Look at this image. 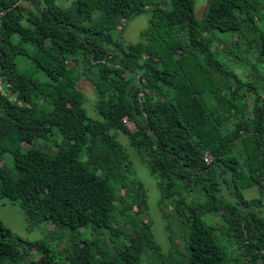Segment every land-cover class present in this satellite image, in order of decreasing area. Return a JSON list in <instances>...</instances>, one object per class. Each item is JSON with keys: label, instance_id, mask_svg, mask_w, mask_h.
Wrapping results in <instances>:
<instances>
[{"label": "trees", "instance_id": "1", "mask_svg": "<svg viewBox=\"0 0 264 264\" xmlns=\"http://www.w3.org/2000/svg\"><path fill=\"white\" fill-rule=\"evenodd\" d=\"M156 1L0 0V162L9 157L13 166L0 163V199L27 220L68 229L71 239L52 251L20 241L0 221V264H138L144 251H157L148 219L115 256L90 235L111 228L116 200L123 219L147 209L117 137L145 157L160 200H173L188 222L177 264L227 263L209 214L242 241L246 264H264V220L250 216L241 194L251 186L264 194V0H210L203 21L195 0ZM144 11L140 40L126 42V23ZM214 31L235 38L218 49ZM246 32H258L248 65ZM24 61L47 81L20 68ZM82 79L94 91L91 117ZM45 143L53 157L39 149ZM110 231L107 240L120 234ZM26 250L39 257L27 260Z\"/></svg>", "mask_w": 264, "mask_h": 264}, {"label": "rangeland", "instance_id": "2", "mask_svg": "<svg viewBox=\"0 0 264 264\" xmlns=\"http://www.w3.org/2000/svg\"><path fill=\"white\" fill-rule=\"evenodd\" d=\"M209 3L210 0H195L194 12L198 21L204 20ZM165 4L168 7L169 0H158L155 3L157 6H164ZM148 17L149 13L144 11L142 14L126 23L122 34L126 42L135 43L140 40L142 30L147 27ZM259 31L261 30L259 29ZM262 31L264 30L262 29ZM257 33L246 32L247 39L244 46L246 50H248L246 57L247 65L253 64L256 61V55L258 54L255 49L257 45L255 41ZM232 35L233 34L230 33L214 31L210 34V37L215 41V46L220 49L223 47L221 39L227 43L230 36L235 38ZM242 42L244 41H240V46H242ZM225 46L228 49V46ZM226 47H224L223 51L226 50ZM20 60H22V58H17V63L20 62ZM229 66L231 67L232 64ZM20 68H27L30 72L29 75L34 79L47 81L46 77L41 72L30 68L26 61L22 62ZM260 68L264 69V63L260 62ZM237 72L243 78L246 76L249 77L250 75L248 73L246 74V72ZM258 85H260V87L263 86V81L261 79L258 80ZM78 88L85 96L84 108L91 117L88 106L91 108L93 105V87L86 82V79H82L78 84ZM263 92L264 91H260L261 94H263ZM204 98H206L207 101H211V98L206 94H204ZM91 110L92 108L90 111ZM133 128L134 127H131L129 129L133 130ZM117 138L129 156L131 178L140 182L143 186L142 189L145 192L147 209L145 211L143 210L140 214V219L139 217L134 218L133 214H130L129 210H127L124 212L126 217L123 219L120 216L119 210L124 211V205L122 206L121 204H118L116 200L115 210L112 213L110 225L114 230H118L120 234L114 235V237L111 236L110 240H107L110 237L108 234H111V228H107L105 231L97 230L96 232H92L89 228L91 231L90 235L91 237L92 235L99 237L101 247L106 246L105 243H108V245L103 248V251L109 256H115L116 249L118 250L120 244L125 238L128 239L129 236L134 234V232H139V229L142 228V221L148 219L149 224L151 225L152 235L158 248L156 252L144 251L138 259V264H177L178 262H181L186 255V242L189 231L188 222L184 216H176L173 200H160V191L158 188L159 178L150 173L145 157L140 152L130 148L124 137ZM39 149L49 157H53V147H51L50 143L41 145ZM4 162H6V168L13 170L11 158L6 157V159L0 163L3 164ZM241 194L243 199L248 201V204L250 205L248 208L250 216L264 220V194L261 193L260 188L258 186H251L250 188L241 191ZM255 200H260L261 204L255 203ZM252 201H254V206L249 203ZM115 217L119 219L116 223H114ZM215 218V215L209 214L205 217V220L212 227L218 244L229 255L226 264H246L243 260L244 258L241 257L240 250H238L239 247L241 248L242 246V241L236 239L233 235H228L227 225L221 222L220 219ZM0 221H2V223L11 230L13 236L20 241L43 242L49 246L52 251H58V249H62L65 245L71 244L68 229L59 226L54 227L38 220H27L24 213L17 205H12L4 199H0ZM26 255L27 260L37 259L39 257V252L36 250H26ZM235 259H237V261H235Z\"/></svg>", "mask_w": 264, "mask_h": 264}, {"label": "built area", "instance_id": "3", "mask_svg": "<svg viewBox=\"0 0 264 264\" xmlns=\"http://www.w3.org/2000/svg\"><path fill=\"white\" fill-rule=\"evenodd\" d=\"M123 123L126 125L127 128H131V127H133V125H132L131 123H128L127 119H124V120H123ZM204 159H205V162H206V163H209L210 158H209L208 155H205V158H204Z\"/></svg>", "mask_w": 264, "mask_h": 264}]
</instances>
